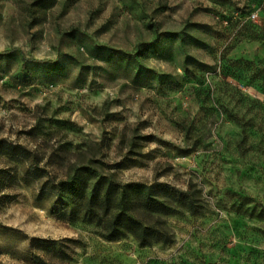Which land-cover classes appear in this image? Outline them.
Returning a JSON list of instances; mask_svg holds the SVG:
<instances>
[{"label":"rangeland","instance_id":"rangeland-1","mask_svg":"<svg viewBox=\"0 0 264 264\" xmlns=\"http://www.w3.org/2000/svg\"><path fill=\"white\" fill-rule=\"evenodd\" d=\"M5 141L0 264H264V0H0ZM86 170L205 206L163 217L171 244L109 241L52 212Z\"/></svg>","mask_w":264,"mask_h":264},{"label":"trees","instance_id":"trees-1","mask_svg":"<svg viewBox=\"0 0 264 264\" xmlns=\"http://www.w3.org/2000/svg\"><path fill=\"white\" fill-rule=\"evenodd\" d=\"M4 147L19 149L22 153L28 152L20 145L8 141L0 143V148ZM82 171L84 172V169H81ZM85 172L94 179L92 185H89L88 179L83 176H73L62 181L51 179L50 184L56 191L57 198L64 201L63 206H57L52 212L58 219L71 221L75 220L79 213L82 214L99 226L102 235L109 241L132 236L142 247L160 243L171 244L174 237L163 217L177 213L180 209L198 214L205 206L199 191L194 188L184 190L161 181L124 183L114 173L105 175L91 173L90 170ZM258 217L264 219V208ZM51 246L45 243L40 247L52 259H71L66 250ZM34 263L54 264L44 255H36Z\"/></svg>","mask_w":264,"mask_h":264}]
</instances>
